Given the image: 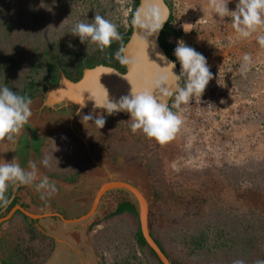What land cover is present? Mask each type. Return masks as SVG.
<instances>
[{
	"label": "rangeland",
	"instance_id": "obj_1",
	"mask_svg": "<svg viewBox=\"0 0 264 264\" xmlns=\"http://www.w3.org/2000/svg\"><path fill=\"white\" fill-rule=\"evenodd\" d=\"M14 1L21 6L23 3L32 7L48 6L45 10L48 11L50 19L54 16L57 20L54 28L58 31L65 30L68 25V20L62 15L65 11L61 13L53 7L51 0ZM63 1L68 3L67 6H71L75 16L81 18L83 22L91 23L95 15L100 14L116 26L126 28L128 22L125 19L128 13L124 12L133 6L134 0H98L95 10L86 0ZM170 1L174 2L172 9L177 15L175 22L184 31L181 32L185 35V39L193 41L194 44H199L201 41L204 53L210 56V67L214 65L216 75L224 73L222 76L224 82L221 88L215 87L214 90L210 88L205 95L208 98L207 103L213 100L214 95H217L214 104L216 109H209L212 118L207 120L208 122L201 121V118L190 111L189 115L184 111L191 106V102L182 106L181 131L171 142L165 145L158 144L156 150L162 153L154 152L164 162L162 170H158L155 166L147 167L146 162L141 161L147 159L152 153L140 152L139 156L133 157L130 156L132 154L126 155L127 151H125L124 154H117L118 157L113 161L106 160L107 165L100 166L99 170L88 163L89 166L85 168L84 175L91 178L84 179L82 183L63 188L62 185L52 181L57 191L42 199L41 193L37 192L33 185L47 176L46 171L41 169L40 163L34 160L32 149L33 141L36 142V140H33V136H36L39 142L42 139L38 135H41L47 143L50 136L46 134L51 130L60 129L71 135L73 137L71 140L81 144L85 150L82 152L84 156L89 154L93 158L99 157V144L96 145L95 141L100 136L107 135L108 127L106 134L101 133L100 129H97L99 133L95 134V130L92 126L90 127L91 124L89 125L90 121L83 122L82 117L74 122L73 131L55 125L49 126L48 129H34L32 124L28 123L16 136L15 142L0 144V163H10L15 159V162L19 163L25 171H31L29 162L36 165L37 178L39 176L40 178L36 179L32 185H27L28 188L24 186L26 189L20 196L23 201L31 205L34 211L26 210L33 214L35 219L43 215V212L47 215V219H38L39 222L36 220L33 223L37 231H42L50 237L57 236V246L52 249L46 264H79L81 262L83 264H113L117 259L114 256L130 249L125 244L132 237L129 232V229L133 227L131 219L114 217L103 220L110 211L115 209L117 197L125 195L123 193L125 191L121 190L118 193V190H109L94 212H91L102 185L108 180L121 177L128 179L132 177L133 170L136 169L134 173H140L139 178L141 181H146L148 185V196L152 202L151 223L156 228L157 236L166 246L172 262L186 259L192 264H233L234 260H243L245 264H255L257 260H264V48L257 40L258 36L264 35V28L247 39L239 38L232 27L231 17L221 20L209 8L208 0ZM237 3L238 0H229V10L234 11ZM70 22L75 24L73 19H70ZM195 28H198V32H195ZM245 54H248L252 61L246 71L242 68ZM90 114L93 117L106 116L107 112H91ZM25 130L33 131V136L29 133L25 134ZM75 131L82 136V139L75 134ZM22 135L29 140L32 139V142L27 145V149L31 148V152L23 147L17 150ZM50 143L48 145L52 148L50 154L55 160L60 154L57 146L59 144ZM87 146L91 147V152L87 150ZM166 148L173 149L171 152L168 151L173 154H163ZM23 149L25 151H22ZM69 150L76 156L74 143ZM124 156L127 157V161ZM138 163L143 164L138 165ZM77 166L78 163H75L72 167L76 169ZM66 172L71 171L68 169ZM97 173L101 175V178H96ZM71 176L68 174L70 178L67 179H72ZM48 179L50 180L49 177ZM155 188L160 193L152 198ZM56 195L58 196L54 198ZM82 195H88V197L85 202L79 203L80 205L75 204L76 211L73 209L71 212L68 209L69 213L63 214V218L55 216L54 213L58 212V209L63 213L65 208L64 203L58 202L59 199H73L72 196ZM47 202L49 205L45 208L38 206V203ZM54 205L57 209L53 208ZM10 213L11 211L6 216L8 217ZM248 220H251L252 228L256 229V232L250 230ZM241 221L246 223L244 225L247 226L249 233H252L249 237H252L253 233L257 236L254 240L255 248L246 256L228 249L226 252L209 253L202 259H197L186 255L185 244H181L180 239H171L172 235L174 236L176 231L185 224L188 229L195 224L201 227L212 224V228L222 227L228 232L232 229L229 233L234 235L240 228L234 230L233 226H238ZM225 224L226 226L233 224V226L226 228ZM117 231L120 233L118 234ZM2 232L0 231L1 234ZM8 234L14 245L20 246L19 250L25 253L30 251L31 246L34 251H40L48 246V239L45 238L38 237L32 242L28 226L24 223L13 228ZM137 253L142 257L140 251L137 250ZM103 254L106 255L105 263L101 260ZM2 256L3 253L0 252V262ZM42 257L44 255L36 256L38 264H41ZM144 263L154 264L151 258L144 259Z\"/></svg>",
	"mask_w": 264,
	"mask_h": 264
},
{
	"label": "trees",
	"instance_id": "obj_2",
	"mask_svg": "<svg viewBox=\"0 0 264 264\" xmlns=\"http://www.w3.org/2000/svg\"><path fill=\"white\" fill-rule=\"evenodd\" d=\"M86 1L95 10L98 0ZM51 2L52 6L57 8L61 13L65 11V14L62 15L68 20V25L63 31H58L54 28L57 20L54 16L52 19L48 16V11L45 10L48 6L32 7L27 3H23L21 6V4L18 5L14 0H0V87L6 84L14 91H18L21 95L32 99L46 90L49 84H58L60 81L59 72L61 70L73 81L80 80L85 69L94 68L98 65L115 67L121 72L126 71V65L121 64L115 58V54L121 47L124 49L126 43L131 38L133 32L132 18L139 5V0L133 1V9L129 18L130 28L126 30L125 27L117 25L122 40L113 42L111 47L103 53L95 45L88 46L87 44H82L79 37L73 36L70 33L74 25L73 23L71 24L70 19L75 20V23L82 21V19L75 16V12H73L70 5H66L68 4L66 1L51 0ZM166 2L171 9L174 8L173 1L166 0ZM176 18L177 15L174 9H172L171 17L163 29L160 38L161 45L173 60H176V57L172 53V47L168 43V37L170 35L177 36L181 33L173 28ZM50 25L51 27H49ZM195 32H198V28H195ZM189 42L190 44L193 43V41ZM69 43L73 47H69ZM121 55L123 56V52ZM102 131L106 134L107 130L103 129ZM26 133L31 134L29 130H26ZM30 136L33 135L31 134ZM31 140L22 135L19 141V147L26 148V145L32 142ZM38 143L37 150L33 145L32 150L34 154H31H33L34 160L40 163L45 158V154L42 152L45 144L44 138L43 141ZM76 170L77 176L72 175V179L66 180H69V182L76 181L77 177L81 176V165H78ZM54 175L56 177L60 176L58 173ZM22 186L10 185L8 187L5 194L8 203L7 205L0 203V218L6 216L15 206L20 204L27 210L29 208L30 211H34L20 196L22 191L27 188L24 187L27 185ZM16 191L18 192L16 193ZM159 193L155 188L152 198L155 195H159ZM58 210L60 212V209ZM118 215L131 219L133 227L129 229V232L132 237L125 244L130 249H123L124 251L114 256L117 259L113 264H146L144 263V259L147 260L150 258L154 264H164L155 250L147 243L143 235L137 203L127 199V195L117 197L115 210L109 212L103 220L106 221ZM53 218L59 219L58 217ZM36 220L34 217H30L18 209L9 220L0 224V231H3V234L0 233V252L3 253L0 264H38L35 259L38 254L44 255L41 258V264H45L46 260L50 258L52 249H47V246L40 251H34L31 246L30 251L25 253L19 250L20 246L14 245L12 238L8 234L13 228L24 223V225L28 226L32 242L39 237L48 239L47 245L51 244V247L56 246L57 241L54 236L50 237L42 231H37V228L33 226ZM6 224L7 227H5ZM244 224L246 223L241 221L238 226H233V224H228V226L226 224L224 225L226 228L233 226L234 230L240 228L234 235L229 233L232 229L228 232L222 227L216 226V228H212V224H205L204 227L195 224L189 226V229L186 228L187 225L185 224L176 231L174 236L172 235L171 239H180L181 244H185L186 255L190 257L194 256L197 259H202L203 256L209 253L218 251L226 252L228 249L246 256L255 248L254 240L257 236L253 233V236L249 237L252 233H249L248 228H246L247 226ZM247 224H250V230L252 232H256V229L252 228L253 224L251 220H248ZM151 230L156 242L169 257L166 246L156 234V228L152 226ZM117 233L119 234L120 232L117 231ZM102 240L104 241L103 238ZM137 250L140 251L142 257L138 255ZM101 260L105 263V254L101 255ZM147 263L149 262L147 261ZM174 264L192 263L185 259L174 262Z\"/></svg>",
	"mask_w": 264,
	"mask_h": 264
},
{
	"label": "clouds",
	"instance_id": "obj_3",
	"mask_svg": "<svg viewBox=\"0 0 264 264\" xmlns=\"http://www.w3.org/2000/svg\"><path fill=\"white\" fill-rule=\"evenodd\" d=\"M228 3L229 0H208L209 8L221 20L225 17H231L232 27L238 34L239 38L247 39L254 33H257L260 29L264 28V0H238L234 11L229 10ZM157 13L158 10H154L153 22L149 29V36L158 34L163 28L164 23L167 21V17L165 15ZM129 18L126 30L130 28ZM176 23L177 22H174L173 28ZM49 27H51V25ZM181 31L184 32L182 28L177 32ZM182 32L177 36L170 35L168 37V39L173 37L178 41L175 50L173 49L174 45H171L168 42L172 47V53L176 57V60L171 58L174 62L170 63L167 67L170 69L169 73H161L157 76L154 81L155 88L146 87L142 90H137L132 87L128 95L121 96L118 100H110L108 94L102 102L95 101V107L105 110L109 116L120 112L130 114L129 121H131L130 127L132 133L135 134L138 131H141L147 138L155 140L160 145H165L175 139L176 135L181 131L183 125V120L180 115L182 106L188 105L193 98L196 102L201 101V97L205 93L209 82L213 79V74L210 71L206 57L194 49V42L190 44V42L185 39V35H183ZM70 33L73 36L79 37L82 44H87L88 46L95 45L102 53L110 48L113 42L122 40V36L118 32L117 26L100 14H96L91 23L83 21L75 23L71 28ZM182 36L184 37V41H179ZM257 40L259 45L264 48V35L258 36ZM69 47H73V45L69 43ZM123 51L124 49L121 47V49L115 54V58L121 64L128 62L127 58L124 57V55H121ZM161 58L163 59L164 57ZM251 62V57L248 54H245L243 57L242 68L246 71ZM176 65L180 71L179 75L174 74L172 71ZM169 85H171V87H169ZM170 97H172V99L170 100V104H168L167 98ZM171 102H173L172 105ZM221 102L223 103V101ZM31 103L32 101L30 98L25 95H21L18 91H14L6 84L0 87V141L15 142L16 136L20 134L24 125L26 123L32 124L29 122L32 114L30 109ZM173 109H176V111H173ZM91 112L99 113L100 110H91L87 112L83 115L82 121L94 120V126L99 129H103L106 124L104 115L94 118L93 115L90 114ZM30 133L32 134L33 131ZM19 148L20 147H18V149ZM25 149H27V145ZM27 150H29V148ZM22 151L25 150L23 149ZM29 151L31 152V150ZM42 163L45 167H51L50 158L48 157H45ZM29 168L31 171H25L19 163L15 162V159L10 163H0V203L7 205L8 200L5 194L10 185H32L36 182V165L33 162H29ZM122 179L123 178L121 177L117 180L120 181ZM115 180H108V182ZM127 180L128 183L130 182V184H133L137 188L138 183L136 184V181L141 182V180L134 176L132 178H128ZM35 186L36 191L41 193L42 199L45 196L53 195L57 191L55 183L51 182L48 177L41 179ZM113 190H124L126 192L127 199L133 201L130 198L133 194H130L126 189L117 188ZM139 190L145 196L149 194L148 189L145 191L141 189ZM151 204L152 202L150 201V228L153 226L150 219L152 209ZM6 217L7 216L1 217L0 220L5 219ZM116 217L120 216L118 215ZM7 220H4V222ZM233 264H245V262L243 260H234ZM255 264H264V260H257Z\"/></svg>",
	"mask_w": 264,
	"mask_h": 264
},
{
	"label": "water",
	"instance_id": "obj_4",
	"mask_svg": "<svg viewBox=\"0 0 264 264\" xmlns=\"http://www.w3.org/2000/svg\"><path fill=\"white\" fill-rule=\"evenodd\" d=\"M154 10H158L157 14L165 15L167 21L158 34L149 36ZM170 16L171 8L166 0H139V5L132 19L133 32L123 51V55L128 61L125 63L126 72L122 73L114 67L98 65L94 68L85 69L81 79L73 81L61 70L59 72L60 81L57 85L49 84L45 91L31 99L30 109L32 114L30 119L33 128L48 129L49 126L55 125L59 128H68L73 131L74 122L87 112L91 110L105 111L96 108L95 101L102 102L106 95L109 94L110 100H118L121 96L128 95L132 87L137 90H142L146 87L155 88L154 81L157 76L161 73H169L170 69L167 67L174 62L160 42L162 31ZM161 57L164 58L162 59ZM172 71L176 75L180 74L177 65ZM167 99L168 104H170L172 97ZM117 115L130 119V114L125 112L117 113ZM75 134L82 139V136L76 131ZM39 137L43 141V137L41 135ZM4 142L0 141V144L3 145L2 143ZM87 150H90L88 146ZM119 184L121 185L119 186ZM114 188H125L131 191L139 203L141 228L147 243L155 250L164 264H174L161 250L151 233L149 224L150 198L147 199L149 196H145L136 186L130 184V182H108L100 188L94 205L100 202L102 196L108 190ZM57 196H54V198ZM72 198L75 197L72 196ZM145 198L147 199L146 202ZM77 200L71 198L59 199L58 202L64 203L63 205L72 212L73 209H76L75 204L79 205L80 203ZM18 209L30 215L23 207L15 206L11 210L10 215L0 220V223L10 219Z\"/></svg>",
	"mask_w": 264,
	"mask_h": 264
},
{
	"label": "flooded vegetation",
	"instance_id": "obj_5",
	"mask_svg": "<svg viewBox=\"0 0 264 264\" xmlns=\"http://www.w3.org/2000/svg\"><path fill=\"white\" fill-rule=\"evenodd\" d=\"M169 107H171V106H169ZM173 111H174V109H173ZM98 116H101V115L94 116V118L98 117ZM104 117H105V119L107 118V121H106V125L103 129H106L108 127V133H107V135H104L102 137L100 136L99 139L95 141L96 145L99 144V157L95 156L92 158L89 154L88 155L85 154V156H84V154H82V152H84L85 150L82 148L81 144L71 140V138L73 139V137L71 135H69L68 133L63 132L60 129L54 130V131L51 130L50 133L46 134L50 137L47 140V143L44 144L42 152H44L45 157L50 158L51 167L45 168L43 163H42L43 159L40 162V165L42 166L41 169L46 171V172L45 171L44 172H45L46 176L50 178L51 182L54 181L57 184L62 185L63 188H66V187L68 188L70 186L76 185L77 183H82V182H84V179L91 178V176L84 175L85 174L84 173L85 168H87L89 166L88 163H90L93 168H95V166H96V169L99 170L100 166L107 165L106 160L113 161V159L118 157L117 154H120V155L124 154L125 151H127L126 155L132 154L130 156H133V157H135L136 155L139 156L140 152L152 153L148 156L147 159L141 160V161L146 162L145 166H147V167L155 166L158 170L163 169V166H164L163 160L157 156V153L154 154V152L162 153L161 151L156 150V148L159 146L158 145L159 143H157L155 140H150L141 131H138L137 133L133 134L131 131V127H130L131 121H129L130 120L129 118H126L124 116H118L117 114H113L111 116H109L107 114ZM84 121L87 122L88 120L87 121L84 120ZM89 125H90V127L92 126L93 130H95L94 131L95 134L99 133L98 131H96L99 128L94 126V120L90 121ZM102 130L100 129L101 133L104 134V132ZM50 142H54V143L56 142V144H59L57 146L59 148L60 154H58V157L55 160H53L54 157L50 154V151H52V148H49V146H48ZM73 143H74V145L76 147V151H77L76 156H74L72 151L69 150V147L71 148ZM156 143H157V145H156ZM93 145H94V143H93ZM96 145H95V147H96ZM18 147L19 146H17V149H18ZM172 150L173 149L166 148L163 150V154H173V152L172 153L168 152V151L171 152ZM134 153H136V154H134ZM124 157H125L124 159L127 161L128 160L127 157L126 156H124ZM128 158H129V156H128ZM140 158H138V159H140ZM64 160H66L65 163H64ZM75 163H78V165H81V176L77 177L76 181L69 182V180H66L68 178V174L77 176V170L72 167L73 164H75ZM140 164H143V163H138V165H140ZM68 169L71 172H66V171H68ZM135 171L136 170H133L132 177L134 176V177L141 180V178H139L140 173L134 174ZM55 173H58L60 176L56 177L54 175ZM62 174H64V176ZM96 178H101V175L97 173ZM115 181H118V180L116 179ZM33 186L36 187L35 185H33ZM137 186L139 189L145 191L147 189L148 185L146 184V181L142 180L141 182H139L137 184ZM28 187L29 186H27V188ZM114 189H116V188H114ZM118 191L120 192L121 190H118ZM122 191H124V190H122ZM123 193L126 195V192H123ZM104 195L102 196V198H104ZM79 200L80 199H78L77 201L80 203L83 202L82 200H80V201ZM26 203L29 204V202H26ZM48 205H49V202L44 203V204L38 203V206L41 208H45ZM18 206L23 207L21 204ZM23 208L26 210L25 207H23ZM53 208H56V207H53ZM75 208H77V207H75ZM28 210H30V209L28 208ZM76 210L77 209H74V211H76ZM63 211L64 212L61 213L62 211L59 212V210H58V212H56L54 214H55V216L58 215L59 217L62 216V218H63V216H64L63 214H66V212L69 213V210L65 206V208H63ZM27 215L30 217H33V214H31V213H30V215L29 214H27ZM46 217H47V215L43 212V215H40V217H36V218L41 220V219H47ZM64 219L66 220V218H64ZM54 237L57 239V236L54 235ZM48 246H47V249H55V245L52 247L49 246L50 248H48ZM79 264H83V263L81 262Z\"/></svg>",
	"mask_w": 264,
	"mask_h": 264
},
{
	"label": "built area",
	"instance_id": "obj_6",
	"mask_svg": "<svg viewBox=\"0 0 264 264\" xmlns=\"http://www.w3.org/2000/svg\"><path fill=\"white\" fill-rule=\"evenodd\" d=\"M133 9V6L130 7V9H127L126 12L124 13H128L127 16H126V21L128 22V18L130 16V13ZM174 28L176 29V31H180L181 30V27L179 25H175ZM184 41V37L182 36L180 38L179 41ZM168 42L171 44V45H174L173 49L175 50V48L177 47V40H175L173 37H170L168 39ZM195 50L199 53H201L203 56L206 57L207 59V63L209 65L210 63V56H208L206 53H204V50L203 48L201 47V41L199 42V44H195ZM210 67V65H209ZM210 71L212 72L213 74V79L209 82V85L207 86L206 90H205V93L203 94V96L201 97V101H195V99L193 98V100L191 101V106H189V108H185L184 111L187 112V114L189 115V111L191 113H194L196 116H198L199 118H201V121H205V122H208L207 120L211 119L212 117L210 116V110L209 109H212V110H215L216 107L214 106L215 104V101L217 100V95H214L213 96V100H210L208 103L206 102V93L208 92V90H210V88H215V87H218V88H221V85L223 84L224 80L222 79V76L224 73H222L221 75H216V71L214 69V65L210 67ZM219 81V83H218ZM214 90V89H213Z\"/></svg>",
	"mask_w": 264,
	"mask_h": 264
},
{
	"label": "crops",
	"instance_id": "obj_7",
	"mask_svg": "<svg viewBox=\"0 0 264 264\" xmlns=\"http://www.w3.org/2000/svg\"><path fill=\"white\" fill-rule=\"evenodd\" d=\"M40 178V176L37 178V179H39ZM130 178H132V177H130ZM120 182H125V183H128V180L127 179H122V180H120ZM137 183H139L138 181H136V184ZM121 189H124V188H121ZM130 194H132L131 193V191H129L128 189H126ZM87 197H88V195H82V196H75V198H73V199H80V200H82L83 202H85L86 201V199H87ZM134 196L133 195H131L130 196V198H133ZM86 204V203H85ZM84 204V205H85ZM97 205H98V203H95V205L93 206V209H92V212L91 213H93L94 212V210L97 208Z\"/></svg>",
	"mask_w": 264,
	"mask_h": 264
},
{
	"label": "bare ground",
	"instance_id": "obj_8",
	"mask_svg": "<svg viewBox=\"0 0 264 264\" xmlns=\"http://www.w3.org/2000/svg\"><path fill=\"white\" fill-rule=\"evenodd\" d=\"M35 128V127H34ZM33 140H36V142H34V148L37 150V147H38V145H39V143H38V139H37V137L36 136H34V139ZM89 151L91 152V147L89 146ZM27 152H29V151H27ZM30 153V152H29ZM26 155H27V153H26ZM112 185V184H111ZM121 184H119V186H120ZM125 189V188H124ZM150 197H148L147 199H149ZM133 201H135L137 204H138V206H139V203H138V201L135 199V197H133V198H131ZM146 198H145V202H146V200H147Z\"/></svg>",
	"mask_w": 264,
	"mask_h": 264
}]
</instances>
